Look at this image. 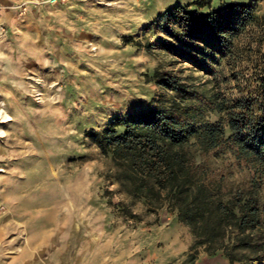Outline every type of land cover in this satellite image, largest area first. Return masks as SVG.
I'll return each mask as SVG.
<instances>
[{
	"label": "rangeland",
	"instance_id": "obj_1",
	"mask_svg": "<svg viewBox=\"0 0 264 264\" xmlns=\"http://www.w3.org/2000/svg\"><path fill=\"white\" fill-rule=\"evenodd\" d=\"M232 3L248 0H0V109L11 118L0 116V264L183 260L193 244L189 229L165 209L147 214L137 202L130 218L109 206L104 192L116 189L105 182L110 156L83 136L173 107L177 96L153 80L157 68L209 87L210 78L185 62L195 54L154 24L176 8L205 14ZM252 16L259 26L243 32V43L249 33L264 41V0ZM170 23L168 31L182 37ZM209 164L224 169L228 187L247 183L229 154ZM196 264L229 263L221 252L198 249Z\"/></svg>",
	"mask_w": 264,
	"mask_h": 264
},
{
	"label": "trees",
	"instance_id": "obj_2",
	"mask_svg": "<svg viewBox=\"0 0 264 264\" xmlns=\"http://www.w3.org/2000/svg\"><path fill=\"white\" fill-rule=\"evenodd\" d=\"M259 1L205 14L176 8L160 16L154 26L195 54L185 62L210 78L209 87L187 85L181 76L157 68L153 80L177 96L173 107L141 112L83 136L110 156L105 182L116 189L104 192L109 206L124 208L130 218H136L137 202L147 214L165 209L189 229L193 244L173 264H196L198 249L208 256L221 252L229 264H264V41L251 33L246 42L241 39L246 29L259 26L252 16ZM172 19L193 45L168 31ZM206 112L218 119L206 120ZM223 154L246 169L242 188L228 187L224 169L209 164ZM111 195L120 198L117 204Z\"/></svg>",
	"mask_w": 264,
	"mask_h": 264
},
{
	"label": "bare ground",
	"instance_id": "obj_3",
	"mask_svg": "<svg viewBox=\"0 0 264 264\" xmlns=\"http://www.w3.org/2000/svg\"><path fill=\"white\" fill-rule=\"evenodd\" d=\"M0 116H2V118H5L6 121H9L11 119L8 115H6L4 109H0Z\"/></svg>",
	"mask_w": 264,
	"mask_h": 264
}]
</instances>
